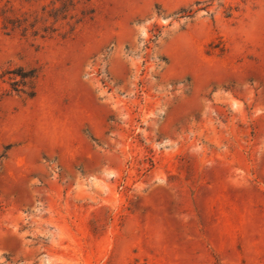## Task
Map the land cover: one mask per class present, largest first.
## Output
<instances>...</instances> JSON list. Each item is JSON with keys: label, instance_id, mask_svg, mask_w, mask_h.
<instances>
[{"label": "rangeland", "instance_id": "obj_1", "mask_svg": "<svg viewBox=\"0 0 264 264\" xmlns=\"http://www.w3.org/2000/svg\"><path fill=\"white\" fill-rule=\"evenodd\" d=\"M0 264H264V0H0Z\"/></svg>", "mask_w": 264, "mask_h": 264}, {"label": "trees", "instance_id": "obj_2", "mask_svg": "<svg viewBox=\"0 0 264 264\" xmlns=\"http://www.w3.org/2000/svg\"><path fill=\"white\" fill-rule=\"evenodd\" d=\"M4 13H6V14H3V15H4V16H3L4 21L10 23L11 20H10L9 14H7V12H4Z\"/></svg>", "mask_w": 264, "mask_h": 264}]
</instances>
